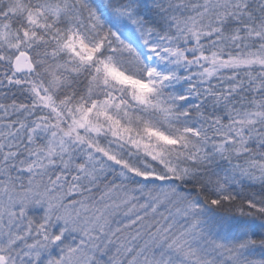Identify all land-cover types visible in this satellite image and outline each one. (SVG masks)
<instances>
[{
	"label": "snow or ice",
	"instance_id": "obj_1",
	"mask_svg": "<svg viewBox=\"0 0 264 264\" xmlns=\"http://www.w3.org/2000/svg\"><path fill=\"white\" fill-rule=\"evenodd\" d=\"M0 264H264V0H0Z\"/></svg>",
	"mask_w": 264,
	"mask_h": 264
}]
</instances>
